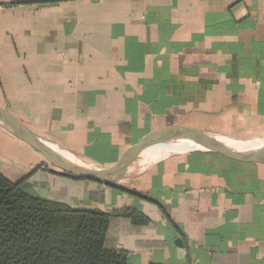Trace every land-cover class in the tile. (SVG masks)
<instances>
[{"label":"crops","instance_id":"1","mask_svg":"<svg viewBox=\"0 0 264 264\" xmlns=\"http://www.w3.org/2000/svg\"><path fill=\"white\" fill-rule=\"evenodd\" d=\"M0 106L103 167L167 126L260 144L264 0H0ZM0 173L74 208L137 210L144 223L115 216L107 234L131 264H264V164L159 152L108 185L0 126Z\"/></svg>","mask_w":264,"mask_h":264},{"label":"trees","instance_id":"2","mask_svg":"<svg viewBox=\"0 0 264 264\" xmlns=\"http://www.w3.org/2000/svg\"><path fill=\"white\" fill-rule=\"evenodd\" d=\"M22 184L0 173V264H131L107 234L115 216L144 223L137 210L74 208L33 195Z\"/></svg>","mask_w":264,"mask_h":264},{"label":"water","instance_id":"3","mask_svg":"<svg viewBox=\"0 0 264 264\" xmlns=\"http://www.w3.org/2000/svg\"><path fill=\"white\" fill-rule=\"evenodd\" d=\"M0 126L39 152L52 167L62 173L108 185H115L123 180L135 159L143 158L145 163L152 161L155 154L165 152L164 148L168 147H172L171 153L210 152L237 161L264 164V142L257 145H236L195 128L167 126L148 133L141 141L129 146L113 165L86 167L53 150L47 139L32 131L13 113L1 106Z\"/></svg>","mask_w":264,"mask_h":264},{"label":"bare ground","instance_id":"4","mask_svg":"<svg viewBox=\"0 0 264 264\" xmlns=\"http://www.w3.org/2000/svg\"><path fill=\"white\" fill-rule=\"evenodd\" d=\"M236 145H245V144H236ZM52 148L56 152H58V153H60V154H62L64 156H67V157H69V158H71V159H73V160H75V161H77L79 163H82L79 160H77V158L71 156L66 150H63L61 148H58L57 146H54V145L52 146ZM171 148L172 147L164 148V150H165V152H170L172 150ZM134 163L137 164V166H139V167H142V165L145 164L144 160L141 159V158L135 159L134 162H133V164ZM82 165H85L86 167H94V165L92 163H82Z\"/></svg>","mask_w":264,"mask_h":264},{"label":"rangeland","instance_id":"5","mask_svg":"<svg viewBox=\"0 0 264 264\" xmlns=\"http://www.w3.org/2000/svg\"><path fill=\"white\" fill-rule=\"evenodd\" d=\"M69 153V152H68ZM71 156H73V157H75V158H77L76 156H74L73 154H71V153H69ZM164 154V153H163ZM77 160H79L80 162H82V163H92L93 165H94V167H97V168H99V167H103V166H101L100 164H98V163H96V162H91V161H86V160H81V159H79V158H77ZM49 164V163H48ZM50 165V164H49ZM113 165V164H112Z\"/></svg>","mask_w":264,"mask_h":264}]
</instances>
